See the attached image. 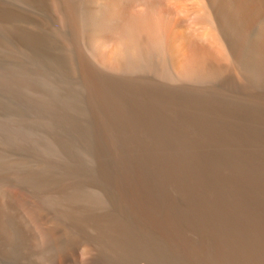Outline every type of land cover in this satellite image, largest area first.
Returning <instances> with one entry per match:
<instances>
[{
  "label": "bare ground",
  "instance_id": "obj_1",
  "mask_svg": "<svg viewBox=\"0 0 264 264\" xmlns=\"http://www.w3.org/2000/svg\"><path fill=\"white\" fill-rule=\"evenodd\" d=\"M2 14L19 54H62L64 108L44 117L71 121L22 120L49 139L15 156L0 121L1 262L264 264V0H0Z\"/></svg>",
  "mask_w": 264,
  "mask_h": 264
},
{
  "label": "rangeland",
  "instance_id": "obj_2",
  "mask_svg": "<svg viewBox=\"0 0 264 264\" xmlns=\"http://www.w3.org/2000/svg\"><path fill=\"white\" fill-rule=\"evenodd\" d=\"M2 27V29H1ZM0 121H2V147H13L10 156L21 151L22 138L34 137L47 141L49 136L41 127L20 126L22 120L45 124L48 122L71 121L64 113L49 120L44 117L47 109L58 102L63 106L65 100L66 78L64 69L58 61L62 54L56 48L42 57L39 50L18 53L15 24L11 17L2 14L0 24ZM25 53L28 63L21 65ZM64 108V106H63ZM62 123V124H63ZM0 264H8L0 261Z\"/></svg>",
  "mask_w": 264,
  "mask_h": 264
}]
</instances>
